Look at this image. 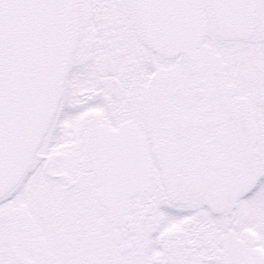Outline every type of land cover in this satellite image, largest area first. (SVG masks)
Wrapping results in <instances>:
<instances>
[{
	"label": "snow or ice",
	"instance_id": "snow-or-ice-1",
	"mask_svg": "<svg viewBox=\"0 0 264 264\" xmlns=\"http://www.w3.org/2000/svg\"><path fill=\"white\" fill-rule=\"evenodd\" d=\"M0 264H264V0H0Z\"/></svg>",
	"mask_w": 264,
	"mask_h": 264
}]
</instances>
